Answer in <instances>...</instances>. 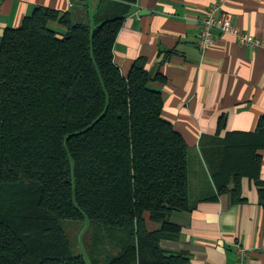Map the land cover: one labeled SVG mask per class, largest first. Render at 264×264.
<instances>
[{"label": "trees", "instance_id": "16d2710c", "mask_svg": "<svg viewBox=\"0 0 264 264\" xmlns=\"http://www.w3.org/2000/svg\"><path fill=\"white\" fill-rule=\"evenodd\" d=\"M136 0H100L92 19L38 6L0 44V264H190L173 212L195 208L192 149L162 117L160 63L136 58L128 74L114 44ZM60 24L63 29L53 26ZM167 53H174L168 50ZM225 118L199 151L214 189L241 201L243 178L260 179L264 114L253 131ZM264 207V188L260 189ZM95 228L88 262L62 221ZM157 226L148 227L147 222ZM119 248L103 258L106 244Z\"/></svg>", "mask_w": 264, "mask_h": 264}, {"label": "crops", "instance_id": "0c3cea01", "mask_svg": "<svg viewBox=\"0 0 264 264\" xmlns=\"http://www.w3.org/2000/svg\"><path fill=\"white\" fill-rule=\"evenodd\" d=\"M99 1L0 0V44L6 29L18 27L38 6L70 12L76 20L85 21L94 17ZM214 1L136 0L116 37L114 61L125 76L140 56L146 57L149 70L160 63L166 79L157 85L164 98L162 117L193 152L195 208L171 214L180 235L162 240L161 246L187 253L190 264H238L241 246L247 253L246 264H264V207L259 194L264 186L243 178L241 201H233L230 194L219 195L215 201L200 200L214 189L199 151L202 137L215 134L222 116L221 136L227 131L255 130L264 114V44L244 46L230 33L214 31L213 44L205 50L199 47L200 20ZM222 15L264 42V0H227ZM260 154L264 181V150ZM147 224L150 229L157 226Z\"/></svg>", "mask_w": 264, "mask_h": 264}, {"label": "built area", "instance_id": "2783aa9c", "mask_svg": "<svg viewBox=\"0 0 264 264\" xmlns=\"http://www.w3.org/2000/svg\"><path fill=\"white\" fill-rule=\"evenodd\" d=\"M227 0H215L207 8L204 16L200 20L199 47L201 50L207 49L214 42V31L230 33L241 45L262 46L264 42L258 38L250 37L239 27L232 23L226 16L222 15V8ZM238 264H246V250L238 247Z\"/></svg>", "mask_w": 264, "mask_h": 264}, {"label": "rangeland", "instance_id": "374dc122", "mask_svg": "<svg viewBox=\"0 0 264 264\" xmlns=\"http://www.w3.org/2000/svg\"><path fill=\"white\" fill-rule=\"evenodd\" d=\"M192 155L193 152L191 151V156L189 159V172H190V193L191 198H195L196 196V188L195 185L197 181L195 182L196 177L192 175V167H193V161H192ZM63 227L65 229L66 234L70 238L73 246H74V252L80 253L85 257V259L89 262L90 261V250L94 244V231L95 228L88 227V222H73L69 220L62 221ZM77 244H79L77 250ZM119 251L118 247H115L114 245H111L110 242H108L105 246V249L103 250V258H107L108 256L117 254Z\"/></svg>", "mask_w": 264, "mask_h": 264}]
</instances>
